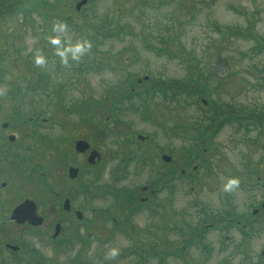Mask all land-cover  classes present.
I'll return each instance as SVG.
<instances>
[{
	"label": "rangeland",
	"instance_id": "374dc122",
	"mask_svg": "<svg viewBox=\"0 0 264 264\" xmlns=\"http://www.w3.org/2000/svg\"><path fill=\"white\" fill-rule=\"evenodd\" d=\"M82 8L81 14L101 31L91 39L93 49L89 56L92 60L82 59L71 68L50 62L47 70L56 73V80L49 82L46 93L28 98L26 92L21 101L29 103L22 107L38 109L41 112L39 117L46 118L42 130H38L41 134L45 132L51 136L54 130H59L65 141L62 149L68 155L73 152V146L68 145L65 138L71 134L90 139L102 155L98 166L92 169L86 163L85 154L83 157L76 154L77 159H73V163L84 172L80 181L92 180L96 195L93 202L89 201L92 203L89 206L83 205L86 202L83 197L75 198L73 190L65 196L70 198L72 206L80 207L87 216L93 207L98 210L113 199L103 193L120 191V187L141 189L148 185L155 174L154 168L163 166L161 155H170L171 166L178 173L183 171L184 175L178 176L174 171L175 178L170 185L164 190H156L151 207L149 205L150 209L158 201L164 207L169 205L166 207L171 216L169 226L165 228L160 221V228L156 231L151 211L143 206L131 217V228L133 235L137 234L143 242L157 241L160 237L158 247L166 244L163 240L167 239L171 242L169 248L162 250L173 252V255L152 256L144 252L145 257L139 259L136 254L126 253L131 245L130 238L122 232L109 233L110 221H103L98 211L94 214L97 222L95 233L93 231L85 244H63L66 239H73L75 228L73 220L67 217L63 221L64 237L52 242L47 235L41 243L29 236V248L36 244L39 252L36 256L52 259L55 264L76 263L70 260L78 254L95 264H264V207L260 211L258 209L264 201V164L259 165L261 173L255 180L248 173L258 160H264V131L259 132L257 126L252 127L255 124L242 119L236 121L229 115L230 118L222 120L220 126L212 128L205 146H200L204 148L203 155L195 153L197 156L187 164L184 152L192 143L191 134L181 129L176 132L175 129L186 122L190 127L203 120L207 112L205 105L199 104L191 94L174 100L160 95L149 100L147 95L142 98H147L148 112L142 108V99L138 95L144 91L146 79L168 81L182 79L186 75L187 64L183 58L156 53L154 48L161 47L158 38L162 33L176 36L189 50L192 64L210 82L212 97L228 108L226 113H242L241 108L264 109L261 72L264 50H252V34L264 36V0H88ZM6 17L13 32L6 35L5 30L0 29V35L5 38L0 46L8 42V52L1 55L7 64L0 78L3 93L15 91L11 83L15 79L14 72H23L29 66L27 62L32 64L31 57H26L28 48L33 40L42 38L38 29L40 18L35 13L25 18L19 14L12 18L7 14ZM104 28L108 29L105 33ZM115 28L118 31L113 32ZM83 34L80 28H69L68 35L73 39ZM127 78L136 79L139 86L132 95L123 93L117 96L113 106L109 90ZM121 86L125 88L121 84L115 92H119ZM58 88H61L59 93L54 90ZM51 89L56 94H49ZM83 102H86V107ZM52 106L58 109L54 111ZM80 106L84 108L78 114L71 110ZM106 107L107 111H101L100 108ZM93 113L95 117L87 126L83 122L91 119ZM138 134L144 140L137 139ZM146 148H150L148 154L156 159L154 162L147 160L145 154L141 157L135 155L137 150ZM87 170L95 172V175ZM228 175L241 178L240 187L232 193L221 190ZM145 195L141 192V197ZM168 195L169 202L166 201ZM231 205L245 219L239 217L234 219L238 224L227 225L218 215L223 214V207L230 209ZM255 208L258 209L257 214H251ZM203 216H207L203 219L206 221L201 222ZM161 218L165 217L158 219ZM176 224L186 226L191 234L198 233L199 242L190 243L176 235ZM80 232L82 234V230ZM113 245L120 248V254L114 260H106L105 250ZM7 258L2 260L1 257L0 264H25L22 256Z\"/></svg>",
	"mask_w": 264,
	"mask_h": 264
},
{
	"label": "flooded vegetation",
	"instance_id": "af4514ba",
	"mask_svg": "<svg viewBox=\"0 0 264 264\" xmlns=\"http://www.w3.org/2000/svg\"><path fill=\"white\" fill-rule=\"evenodd\" d=\"M10 103L8 96L4 101H0V258L2 257V260L8 259L7 257L17 258L19 255L22 256L23 263L55 264L52 259L36 256V253H39L36 244L33 243V246L31 245V248H29L27 238L33 236L35 240L42 243L43 239L49 235L52 242L57 241L59 238L64 237L63 221L69 217L73 220L72 226H75L73 239H66L63 244L71 245L76 242L85 244V241L91 238L93 231L95 233L97 222H95L94 214L96 211L101 212L103 221H110L109 233L122 232L130 238L131 245L130 248L125 250L126 253L136 254L139 259L145 257L144 252L152 256L173 253L162 250L169 248L171 242H167V239L163 240L166 241L165 246L158 247L157 241H160V237L156 239L157 241L147 240L143 242L137 234L133 235L131 228V217L143 206L151 211L150 216L154 218L152 224L158 226L160 221H163L162 225L165 228L169 226L171 216L166 208L169 205L164 207V204L160 201L153 206V209H150L149 205L151 207V200L154 199L156 190H164L174 179L175 167L171 166L170 157L165 160L162 156L165 154L161 155L163 166L154 168L156 169L155 174L153 173L154 175L149 184L144 185L141 189L120 187V191L110 190L103 193L104 195H111L113 199L107 206L98 210L93 207L91 209L92 213L88 216L83 210L81 211L80 207L72 206L69 197V207L65 209L63 199L67 197L65 195L69 191L76 192L75 198L83 197L86 201L83 204L85 206L92 204V200L95 199L96 193L94 192L92 180H88L86 183L81 182L80 178L84 172L80 171L78 164L73 163V159H77L76 154H80V156L85 154L86 156L89 150L94 148L91 140L78 138V136L72 134L69 135L65 140L68 145L73 146V152H69L68 155L62 149L64 140L59 135L58 129V131L54 130L51 136H48L45 132L41 134L38 131L42 130L43 123L46 121V118L39 117L41 112L38 109L33 110L21 106L11 107L8 105ZM52 109L55 111L58 107L52 106ZM80 109L82 108L74 107L71 110L78 114ZM79 119L83 121L81 117ZM92 119L93 117L83 123L88 126ZM78 139L87 140L90 143V149L84 153L75 151L74 143ZM148 147H151V145ZM148 152H151L150 148H146V150L139 149L135 155L141 157L145 154L147 160L154 162L156 159L153 160ZM100 158H102V155L95 164L101 161ZM122 160L124 158L120 159L121 163ZM94 165L89 166L90 169L94 168ZM69 166L77 167L79 170L77 176L73 179H70L68 175ZM87 172L95 175V172L91 170H87ZM141 192L146 193V195L141 197ZM25 200L34 202L36 215L41 216V223L33 224L28 219L16 220L12 217L15 207ZM170 200L168 195L166 201L169 202ZM89 201L91 202L89 203ZM76 212L80 214V217H77ZM160 216L165 218L158 219ZM155 218L157 219L155 220ZM200 221L204 222L206 220L200 219ZM58 223L60 226L59 232L56 236H53L54 227ZM80 230H82V234ZM31 255L32 259H30ZM74 261L76 263L73 264H95L94 261L90 262L82 259L79 254L70 260V262ZM99 263L106 264L105 262Z\"/></svg>",
	"mask_w": 264,
	"mask_h": 264
},
{
	"label": "trees",
	"instance_id": "16d2710c",
	"mask_svg": "<svg viewBox=\"0 0 264 264\" xmlns=\"http://www.w3.org/2000/svg\"><path fill=\"white\" fill-rule=\"evenodd\" d=\"M77 0H0V29H4V34L11 35V32H13V28L9 27V23L7 22V14L12 18L14 15H21L24 18L27 16H30L32 13H35L40 18V22L38 24V29L40 30L41 37L39 40H37V44L39 47H41L45 53L48 56H52L51 53V46L46 43V41L43 39L44 32L48 25H50V22L53 18H59L64 19L68 22L69 28L78 30V28L81 29V31L84 33V36H87L90 40L96 35L99 34L97 27L89 23L86 16H83V14H80L78 10H76L75 4ZM82 10V9H81ZM119 25V24H117ZM120 26V25H119ZM126 29V28H125ZM108 31V29H104V33ZM118 31L116 28L113 30V32ZM125 31H128L126 29ZM124 31V32H125ZM93 35V36H92ZM95 35V36H94ZM10 36H7V39H9ZM253 46L252 50L255 48L258 50V52L264 50V36H253ZM4 39L0 35V43L4 42ZM161 47L160 48H154L157 54H173L178 55V57L183 58L187 64L186 68V75L182 79H172V80H162V79H155L150 78V80L146 81L147 84L144 88V91L142 93H139V98L142 99V108L148 109L149 112V104L146 103L145 97L143 96H150L148 97L149 100L153 99L154 96L160 95L164 99H170L174 100L178 97L184 95V96H193L196 101L200 103H203L202 101L206 100L205 107L207 109V112L203 115V120L196 121L194 124H192L190 127H188V123L177 125L176 126V132L178 129L188 131L191 134V145L189 147L185 148V161L187 164L190 163V160L193 159V157H196L195 153L198 155H203L204 148H200V146H205L208 137L211 136V130L213 127L220 126L221 121L228 118L229 115L232 119H235L236 121H239V119L245 120L251 125L252 127H258L259 132L264 131V109H246L241 108L243 110L242 113H226L227 109L223 106V103L220 101L215 100L212 97V91L211 87L209 86L210 82L206 79L202 71H199L196 65L192 64L193 57L191 54L188 53V51L185 49L183 45L180 44L179 38L176 36H171L169 34L163 35L160 33V37L158 38ZM3 46H0V78H2V75H4V72L6 71V60H2L3 57L1 56L3 53L8 52V42L6 44H1ZM27 59H30L31 57L30 52L27 54ZM88 60H92L91 57L88 55L86 57ZM86 58H84L86 60ZM124 61V60H123ZM121 61V62H123ZM29 66L25 68V70L22 71H15L13 74V80L14 85L12 87L15 89V91H8L10 101H13L10 106L11 107H22L25 104L29 103V101H21V99L26 95L29 98L33 95H38L40 93H46L47 88L49 85V82L51 80H56V73L50 72L47 70V67H45V70L42 69H34L31 68L30 65L33 66V64L27 62ZM57 65V63H56ZM49 66V65H48ZM52 66V64H51ZM58 68V66H57ZM264 68V66H263ZM262 68L264 79V69ZM59 69V68H58ZM53 74V75H52ZM132 78V77H131ZM131 78H127L123 85H125V88L120 90L119 92H115V90H110L111 93V99L113 106L115 105V102H117V96H122L121 94L127 93V95H132L133 85L134 87L137 86L135 84V80H132ZM18 84V85H17ZM2 85L0 81V86ZM132 86V87H131ZM59 93L61 91V88L54 89ZM54 90H50L49 94L51 92H55ZM114 91V92H113ZM2 90L0 88V101H4L6 99L5 94L1 93ZM13 92V93H12ZM56 93V92H55ZM135 94V93H134ZM17 95V96H15ZM32 100V99H31ZM149 100H147L149 102ZM83 106L86 107V102H83ZM107 105V103H106ZM229 106V105H228ZM101 111L106 110V108H100ZM226 109V110H225ZM145 113V111H143ZM245 113V114H244ZM229 117V118H230ZM246 126L245 124H243ZM256 128V129H258ZM143 161H145V158H142ZM264 164V160H258L255 164V166L250 170L248 169V173L253 176V179L255 180L256 177L260 176V168L259 165ZM96 166V165H95ZM94 166V167H95ZM175 171V170H174ZM184 175V172H177L175 171V174ZM175 178V177H174ZM262 179V178H261ZM223 214L218 215L222 219L225 220L226 224L236 221L234 219L241 218L243 219L244 216L242 214H239L235 212V208L233 205H231L230 209H225L223 207ZM262 209V208H261ZM235 212V213H234ZM207 217V216H205ZM245 219V218H244ZM234 223V222H232ZM154 225V224H153ZM245 225V224H243ZM155 226L156 231L159 230L160 227ZM176 230L174 227L172 230L176 231V235H180L183 237V239H187L185 234H183V230L188 231L186 226L182 227L179 225H175ZM242 232H244L243 228L241 229ZM182 233V235H181ZM188 238H193L191 243L199 242L198 237L199 234H191L190 232H187ZM188 241V239H187ZM166 242V241H165ZM189 242V241H188ZM165 246V244H164ZM174 248V247H173ZM241 251V249H240ZM25 264H33V262L25 263Z\"/></svg>",
	"mask_w": 264,
	"mask_h": 264
},
{
	"label": "clouds",
	"instance_id": "9594fccd",
	"mask_svg": "<svg viewBox=\"0 0 264 264\" xmlns=\"http://www.w3.org/2000/svg\"><path fill=\"white\" fill-rule=\"evenodd\" d=\"M69 24L64 19L53 18L46 28L43 39L51 46L52 56L33 40L28 51L31 54V62L38 68H45L49 63H58L64 68H71L86 58L93 49V42L87 36L73 39L68 35ZM241 178L238 175H228L222 185L224 193H232L240 187ZM120 254V248L113 245L106 248L104 257L106 260H114Z\"/></svg>",
	"mask_w": 264,
	"mask_h": 264
},
{
	"label": "water",
	"instance_id": "95a60500",
	"mask_svg": "<svg viewBox=\"0 0 264 264\" xmlns=\"http://www.w3.org/2000/svg\"><path fill=\"white\" fill-rule=\"evenodd\" d=\"M86 0H82L80 2L77 3V8L80 7V5L82 3H84ZM139 139H142L141 135H138ZM75 150L78 152H84L86 150H89V143L85 140L82 139H78L75 141ZM163 158L165 160L169 159V156L166 155H162ZM99 157V153L93 149L89 152L88 156H87V161L90 164H93L95 159ZM78 169L76 167L73 166H69L68 167V175L69 178L73 179L77 176L78 174ZM264 205V204H263ZM63 206L65 209H67L69 207V200L68 198H65L63 201ZM77 217H80V214L77 213ZM12 217L17 219H28L31 223L33 224H37V223H41V216L38 217L36 215V207L33 201L31 200H25L24 202H22L21 204H19L17 207H15V209L13 210V214ZM60 226L59 223L55 225V231L53 236H56L59 232Z\"/></svg>",
	"mask_w": 264,
	"mask_h": 264
}]
</instances>
